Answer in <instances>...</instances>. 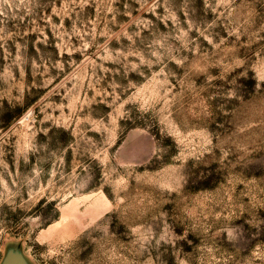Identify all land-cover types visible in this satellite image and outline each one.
<instances>
[{
    "label": "clouds",
    "instance_id": "obj_1",
    "mask_svg": "<svg viewBox=\"0 0 264 264\" xmlns=\"http://www.w3.org/2000/svg\"><path fill=\"white\" fill-rule=\"evenodd\" d=\"M119 3L60 0L57 6V0H0V118L24 108L33 89H47L63 77L52 92L65 89L67 103H49L61 116L45 119L71 137L66 145L49 150L51 138L43 145L36 141L34 119L26 143L9 144V135H0V215H7L5 205L12 213L21 210L25 213L22 224H28L29 231H38L51 219L44 212H32L40 200L47 201V209L53 200L76 199L108 188L113 199L106 198L105 209L78 224V245L84 252L102 228L110 229L114 220L119 221L129 204L126 194L133 181L141 182L145 169L155 172L163 165L174 173L167 184L156 177L147 182L170 203L186 188L209 181L213 162L233 164L241 152L251 154L247 147L237 152L228 144L214 143L211 130L189 131L177 107L183 106L186 94L193 90L207 93L200 117L213 120L215 111L223 117L218 128L226 129L234 107L260 93L264 85V72L256 71L264 67V0H125L123 11L117 7ZM133 4L139 7L134 9ZM88 8L95 9V18L85 11ZM134 11L140 15H133ZM144 13L154 19L145 18ZM53 16L59 17V23L53 22ZM121 16L127 20H118ZM66 20L70 26L65 25ZM49 28L56 38L53 44L46 35ZM77 54L82 60L75 59ZM133 76L144 83L134 81ZM200 78L203 84L198 88ZM242 81H251V86ZM101 105L110 111L105 113ZM29 117H33L31 107L14 127L24 125ZM255 127L249 122L239 131L247 133ZM39 131L47 136L51 129ZM133 133L151 143L149 155L136 160L124 155V142ZM6 147L14 148V172L6 159ZM45 151L47 156L42 157ZM245 171L264 175V154H258ZM137 205L143 206L144 201L137 200ZM56 211L54 207L52 215ZM159 216L164 218L160 226L144 227L139 221L131 228L136 251L129 264H168L172 256L177 264H203L196 255L184 259L176 255L178 241L190 247L193 241L187 233L174 234L166 220L168 213ZM216 218L222 223L214 237L242 247L248 238V221L233 223L230 211H221ZM257 228L264 230V224ZM207 251L212 253L213 248ZM209 264L219 261L212 256Z\"/></svg>",
    "mask_w": 264,
    "mask_h": 264
},
{
    "label": "rangeland",
    "instance_id": "obj_2",
    "mask_svg": "<svg viewBox=\"0 0 264 264\" xmlns=\"http://www.w3.org/2000/svg\"><path fill=\"white\" fill-rule=\"evenodd\" d=\"M124 2L125 0H120L117 5L121 11H123ZM57 6H60V0H57ZM138 7L139 5L133 4L134 9ZM85 11L95 18L94 8H88ZM49 15H51L50 9ZM133 15H140V13L134 11ZM144 16L154 19L149 13H144ZM52 19L53 22L59 23V17L53 16ZM118 20L126 21L127 17L121 16ZM65 25L70 26V22L66 20ZM46 35L50 44L56 42L50 28L46 30ZM31 39L34 41L36 37L33 36ZM204 46L208 47L206 42ZM40 47L44 46L40 45ZM52 51L56 49L53 48ZM64 59L67 60L68 57L65 56ZM75 59L80 61L82 57L77 54ZM256 71L264 72V67H257ZM30 80L31 77H29ZM62 80L63 77H60L47 89H33L24 108H17L14 112L0 118V135L7 133L9 144H15L17 140L26 143L27 129L33 127L31 123L33 119L36 122L35 128L38 130L36 136L38 144H45L49 138H51L48 143L49 150L59 148L61 144H67L71 139L69 133L55 127L54 121L45 119L46 116L57 118L61 116L59 109L48 107L49 103L53 105L67 103L64 99L65 89L61 88L58 93L52 92V89L56 88ZM133 80L144 83L139 77L133 76ZM173 83H176L175 80ZM242 83L251 86V81H242ZM196 84L199 88L203 84V79H197ZM66 87L71 88V84ZM178 89L177 85L175 90ZM49 93L52 94L49 95ZM88 95L91 96L92 93L89 92ZM206 102L207 93L201 91L197 94V90H193L191 94L185 95L182 107L177 105L188 130L194 133H202L204 129L211 130L214 133V143L228 144L237 152L247 147L250 155L241 152L240 158L233 164L219 165L213 162L210 169L213 176L209 181L186 188L174 195L170 203L166 197L148 187L147 182L156 177L159 183L167 184L174 173L169 167L163 165L155 172L145 169L141 182L139 184L132 182L133 187L126 194L129 204L120 213L119 221L114 220L110 229L106 226L102 228L86 252L82 251L78 245V224L82 219H91L105 209L106 198L113 199L110 189L90 191L76 199L53 200L48 204L47 209H44L47 201L40 200L32 212H44L45 217L51 216V219L47 220L38 231H29V225L22 224L21 217L25 215L23 211L17 210L16 213H12L5 205L7 215H0V264H3L6 256L11 252L21 254L29 264H81L82 261L84 264H129L133 261L136 251L132 244L134 237L131 228L137 226L139 221H143L144 227L155 228L162 225L164 218L159 216L161 212L168 213L166 220L172 226L175 235L181 236L187 233L188 238L193 241V247L183 241L177 242L176 255L181 259L196 255L203 264H209L212 256H215L219 264H264V259H261L264 258V230L257 228V225L264 224V175H251L245 171L249 164L254 163L258 154H264V85L260 93H254L247 102L234 107L227 118L226 129L218 128L217 125L223 117L215 111L213 120L216 122L200 117V111ZM30 107L33 109V117L27 118L24 125L14 127L18 120L26 117L27 109ZM101 108L105 113L110 111L103 105ZM67 112L68 110L65 109V116ZM249 122L255 123L256 127L247 133H241L240 128L246 127ZM40 129H51V131L45 136L43 131H39ZM89 135L94 134L89 133ZM167 143L170 144L171 141ZM151 147V143L146 138L138 137L134 133L129 134L124 142V155L131 160H136L149 155ZM6 151L7 162L14 172L15 166L12 159L14 148L6 147ZM41 156L46 157L47 152H42ZM31 158L35 163L36 157ZM68 159L70 162V153ZM49 167L50 165H45V168ZM137 200L144 201V205L138 206ZM54 207L58 208V211L52 215ZM221 211L226 214L230 211L233 223L248 221V238L243 241L242 247L226 245L214 237L216 227L222 223L216 218ZM61 243L64 245L62 248ZM209 247L213 248L212 253L207 251ZM60 252H63V255H60ZM109 256H111L110 260ZM168 264H177L175 256L169 258Z\"/></svg>",
    "mask_w": 264,
    "mask_h": 264
},
{
    "label": "water",
    "instance_id": "obj_3",
    "mask_svg": "<svg viewBox=\"0 0 264 264\" xmlns=\"http://www.w3.org/2000/svg\"><path fill=\"white\" fill-rule=\"evenodd\" d=\"M3 264H29V263L21 254L11 252L6 256Z\"/></svg>",
    "mask_w": 264,
    "mask_h": 264
}]
</instances>
